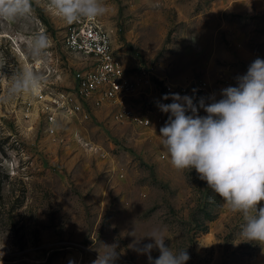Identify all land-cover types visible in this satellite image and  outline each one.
Listing matches in <instances>:
<instances>
[{"label":"rangeland","instance_id":"rangeland-1","mask_svg":"<svg viewBox=\"0 0 264 264\" xmlns=\"http://www.w3.org/2000/svg\"><path fill=\"white\" fill-rule=\"evenodd\" d=\"M104 2L109 11L97 19L127 71L151 75L133 102L152 121H116L106 107L87 118L56 111L52 133L35 92L0 101V264H93L112 244L121 253L116 264H149L130 246L153 228L165 232L170 250L186 248V264H264V245L242 240V214L195 169L171 166L159 135L169 113L157 107L170 103L162 100L166 80L207 78L206 91L185 94L220 98L264 59V0ZM30 3L24 17L0 19V97L24 69L41 76L46 92L70 88L83 64L64 42L79 21L67 24L50 0ZM38 33L48 46L35 56L29 44Z\"/></svg>","mask_w":264,"mask_h":264},{"label":"clouds","instance_id":"clouds-1","mask_svg":"<svg viewBox=\"0 0 264 264\" xmlns=\"http://www.w3.org/2000/svg\"><path fill=\"white\" fill-rule=\"evenodd\" d=\"M49 8L67 24L109 11L104 0H50ZM30 11V0H0V19L24 17ZM47 46L43 33L29 44L35 56L42 55ZM236 81L235 86L220 90V98L211 94L198 102L187 94H164L162 100L172 102H157L162 112L169 113L159 135L171 166L180 171L195 169L231 211L242 214V240L264 245V59L253 60ZM41 83L34 70L24 69L10 81L0 101L34 92ZM144 237L151 242L139 246ZM166 239L162 229L153 228L130 247L146 255L149 264H186L190 259L186 248L172 251ZM117 249L116 244L105 245L93 264H116L121 255ZM153 249L159 250L158 258L153 259Z\"/></svg>","mask_w":264,"mask_h":264},{"label":"built area","instance_id":"built-area-1","mask_svg":"<svg viewBox=\"0 0 264 264\" xmlns=\"http://www.w3.org/2000/svg\"><path fill=\"white\" fill-rule=\"evenodd\" d=\"M65 45L83 57L82 65L74 74L75 83L67 89L45 91L43 83L35 89V97L42 104L47 129H56L57 112L71 116L89 117L92 108L106 107L116 121H129L137 125H149V111L134 105L136 95L151 85L147 72L127 71L121 57L113 46L112 35L97 18H85L73 25L66 34ZM206 91L207 78H199L191 84L164 81L165 93L185 94L190 88ZM147 94V93H146ZM171 103L172 100L168 99ZM55 111H52V108Z\"/></svg>","mask_w":264,"mask_h":264}]
</instances>
